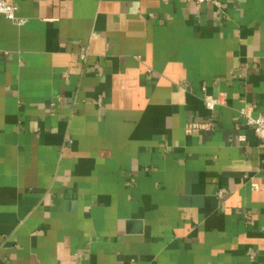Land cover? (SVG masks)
I'll use <instances>...</instances> for the list:
<instances>
[{
    "label": "crops",
    "instance_id": "crops-1",
    "mask_svg": "<svg viewBox=\"0 0 264 264\" xmlns=\"http://www.w3.org/2000/svg\"><path fill=\"white\" fill-rule=\"evenodd\" d=\"M4 1L0 264H264V0Z\"/></svg>",
    "mask_w": 264,
    "mask_h": 264
},
{
    "label": "built area",
    "instance_id": "built-area-1",
    "mask_svg": "<svg viewBox=\"0 0 264 264\" xmlns=\"http://www.w3.org/2000/svg\"><path fill=\"white\" fill-rule=\"evenodd\" d=\"M197 7H201L206 3H214L219 5L215 0H194ZM0 17L4 18L7 21H10L16 25H24L25 21L17 18L16 8L8 5L4 0H0ZM205 108L214 113L218 107L222 105L220 98H206L204 100ZM245 125L252 131L253 135L259 140L264 142V117L253 118L249 115H245ZM240 142H244L245 138L240 137Z\"/></svg>",
    "mask_w": 264,
    "mask_h": 264
}]
</instances>
